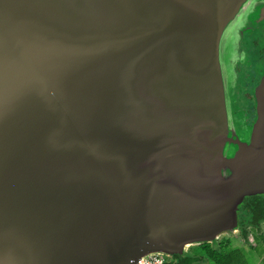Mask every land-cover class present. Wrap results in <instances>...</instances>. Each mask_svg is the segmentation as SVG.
I'll use <instances>...</instances> for the list:
<instances>
[{
	"label": "water",
	"instance_id": "1",
	"mask_svg": "<svg viewBox=\"0 0 264 264\" xmlns=\"http://www.w3.org/2000/svg\"><path fill=\"white\" fill-rule=\"evenodd\" d=\"M264 0H0V264H140L264 198Z\"/></svg>",
	"mask_w": 264,
	"mask_h": 264
},
{
	"label": "trees",
	"instance_id": "2",
	"mask_svg": "<svg viewBox=\"0 0 264 264\" xmlns=\"http://www.w3.org/2000/svg\"><path fill=\"white\" fill-rule=\"evenodd\" d=\"M264 223V198L261 196H252L244 200L239 211V225L241 241L246 247L250 229L255 242L261 239L264 242V232L262 224ZM259 264H264V246L254 244L251 246ZM199 254L189 252L187 255H174L170 257L169 264H193L203 261H211L213 264H248L247 258L239 247L233 248L231 238H222L217 246H211L210 243L199 245ZM252 254V251L249 250ZM253 253V254H254Z\"/></svg>",
	"mask_w": 264,
	"mask_h": 264
},
{
	"label": "rangeland",
	"instance_id": "3",
	"mask_svg": "<svg viewBox=\"0 0 264 264\" xmlns=\"http://www.w3.org/2000/svg\"><path fill=\"white\" fill-rule=\"evenodd\" d=\"M264 28V21H262V23L258 24V26L255 28L254 32H258V30L260 31L261 29ZM264 33V31H263ZM252 41L250 42V44L246 47L248 50V55H250L252 57V59H256L259 57V53L263 52L264 50V34H253L252 35ZM248 73L246 74L243 70H241L239 72V78H237V84L235 87V92L238 98V102L239 104L245 108V109H249L252 110L253 109V104L252 101L247 97L246 92L248 91L250 93V90L252 88V86L254 87L256 84V79H254V77H250L251 74ZM247 76V77H246ZM253 89V88H252ZM262 226V230L264 232V223L261 225ZM252 231L250 229V234L248 236V242L249 244L246 245V247L244 246V244L241 241V236L239 235V233H234L232 235H223L219 238V241L222 238H231V242L233 245V248H237L239 247L240 249H242L243 253L245 254L248 264H259L260 258L257 259L254 251L252 250L251 246L254 244L258 243V246H264V242L258 238V240L255 242V240L252 237ZM189 252H192L193 254H199V245H193L190 246L188 248ZM252 251L251 252L249 251ZM254 253V254H253ZM193 264H213L211 261L207 260V261H203V262H197V263H193Z\"/></svg>",
	"mask_w": 264,
	"mask_h": 264
},
{
	"label": "flooded vegetation",
	"instance_id": "4",
	"mask_svg": "<svg viewBox=\"0 0 264 264\" xmlns=\"http://www.w3.org/2000/svg\"><path fill=\"white\" fill-rule=\"evenodd\" d=\"M260 23H262V22H260ZM259 23V24H260ZM257 26H258V24H257ZM256 26V27H257ZM255 27V28H256ZM255 28L253 29V30H251V31H249V32H246V33H244V35H243V37H242V39H241V43H240V46H241V48L245 51V53H246V55H248L247 53H248V50H247V48L248 47H246L247 46V44L249 45L250 44V42L253 40L252 39V35L253 34H256V37H257V34H264L263 33V31H264V28L263 29H261L260 31L258 30V32H254L255 31ZM259 55V57L258 58H256V59H252V57L250 56V55H248V57H249V60H250V65H244V64H237V70H238V78H239V72L241 71V70H243L246 74L248 73V75L249 74H251V78L252 77H254V79H256V84L258 83V74L256 73V70L255 69H264V50H263V52H261V53H259L258 54ZM247 75V76H248ZM246 76V77H247ZM238 82V81H237ZM256 84H254V85H256ZM252 88H253V86H252ZM252 88H251V90H250V93L247 91L246 92V95H247V97L252 101V104H253V97H252ZM238 99V98H237ZM241 106V105H240ZM242 107V106H241ZM243 108V107H242ZM248 114H249V116L250 117H252V115H253V109L252 110H249V109H245V108H243Z\"/></svg>",
	"mask_w": 264,
	"mask_h": 264
},
{
	"label": "built area",
	"instance_id": "5",
	"mask_svg": "<svg viewBox=\"0 0 264 264\" xmlns=\"http://www.w3.org/2000/svg\"><path fill=\"white\" fill-rule=\"evenodd\" d=\"M169 263H170L169 256L161 253H156L145 257L140 264H169Z\"/></svg>",
	"mask_w": 264,
	"mask_h": 264
}]
</instances>
